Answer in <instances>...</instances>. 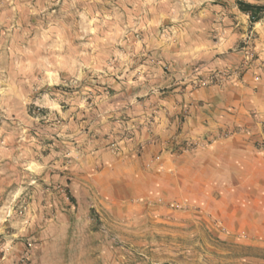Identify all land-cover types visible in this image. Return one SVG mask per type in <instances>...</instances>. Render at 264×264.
I'll use <instances>...</instances> for the list:
<instances>
[{"label":"rangeland","instance_id":"rangeland-1","mask_svg":"<svg viewBox=\"0 0 264 264\" xmlns=\"http://www.w3.org/2000/svg\"><path fill=\"white\" fill-rule=\"evenodd\" d=\"M247 74L264 76V0H0V264H264V239L194 193L115 201L110 182L152 171V144L206 146L177 138L195 94Z\"/></svg>","mask_w":264,"mask_h":264},{"label":"crops","instance_id":"crops-1","mask_svg":"<svg viewBox=\"0 0 264 264\" xmlns=\"http://www.w3.org/2000/svg\"><path fill=\"white\" fill-rule=\"evenodd\" d=\"M232 90L241 96L235 97ZM194 98L198 119L193 127L185 125L183 135L177 138L203 139L208 135L210 142L178 159L161 154L158 144L148 146L139 160L152 161V171H139L135 162L124 171L122 180L117 173L110 182L128 190L114 200L146 197L151 187L168 194L178 190L183 200L194 193L202 211L211 210L226 225L242 227L241 233L264 239V76L252 81L247 74L238 89H200ZM161 166L162 171L158 169Z\"/></svg>","mask_w":264,"mask_h":264},{"label":"trees","instance_id":"trees-1","mask_svg":"<svg viewBox=\"0 0 264 264\" xmlns=\"http://www.w3.org/2000/svg\"><path fill=\"white\" fill-rule=\"evenodd\" d=\"M239 9L241 12L247 14L250 17L251 23H255L258 21L259 19L258 14L261 11V7L240 3Z\"/></svg>","mask_w":264,"mask_h":264}]
</instances>
